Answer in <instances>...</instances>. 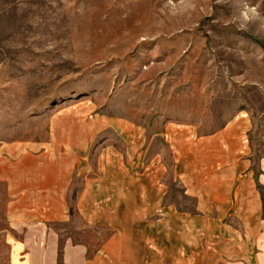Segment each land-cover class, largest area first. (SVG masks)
<instances>
[{
    "label": "rangeland",
    "instance_id": "1",
    "mask_svg": "<svg viewBox=\"0 0 264 264\" xmlns=\"http://www.w3.org/2000/svg\"><path fill=\"white\" fill-rule=\"evenodd\" d=\"M70 111L147 137L175 123L188 145L240 118L263 189L264 0H0V147L46 142Z\"/></svg>",
    "mask_w": 264,
    "mask_h": 264
},
{
    "label": "crops",
    "instance_id": "2",
    "mask_svg": "<svg viewBox=\"0 0 264 264\" xmlns=\"http://www.w3.org/2000/svg\"><path fill=\"white\" fill-rule=\"evenodd\" d=\"M80 116L46 142L1 144L9 264H264V188L240 118L188 145L175 123L147 137Z\"/></svg>",
    "mask_w": 264,
    "mask_h": 264
}]
</instances>
